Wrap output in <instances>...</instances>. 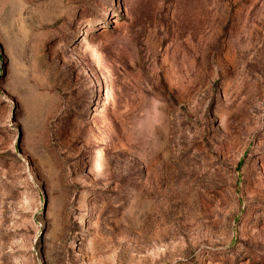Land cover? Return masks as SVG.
<instances>
[{"label": "rangeland", "instance_id": "1", "mask_svg": "<svg viewBox=\"0 0 264 264\" xmlns=\"http://www.w3.org/2000/svg\"><path fill=\"white\" fill-rule=\"evenodd\" d=\"M0 264H264V0H0Z\"/></svg>", "mask_w": 264, "mask_h": 264}]
</instances>
